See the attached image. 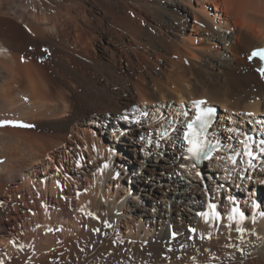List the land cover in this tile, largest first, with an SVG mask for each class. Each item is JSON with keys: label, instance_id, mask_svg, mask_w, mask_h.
I'll use <instances>...</instances> for the list:
<instances>
[{"label": "bare ground", "instance_id": "6f19581e", "mask_svg": "<svg viewBox=\"0 0 264 264\" xmlns=\"http://www.w3.org/2000/svg\"><path fill=\"white\" fill-rule=\"evenodd\" d=\"M27 1L0 0V102L15 116L49 117L58 132L0 129L3 264L16 253L26 254L28 264L57 259L68 244L63 235L72 234L61 221L83 239L74 248L78 264H253L264 257L257 193L264 192V83L260 62L247 59L264 46V0ZM86 7L115 38L108 35L99 47L84 39L76 47L89 78L85 83L86 70L78 71L68 96L22 49L26 39L54 42ZM204 97L220 113L206 121L200 141L208 155L195 163L190 145L177 138L194 118L192 100ZM138 134L145 142L124 146ZM137 156L154 184L132 170ZM123 178L134 194L119 185ZM112 183L117 194L106 189ZM211 204L223 222L198 215L211 213ZM233 208L247 217L242 239L226 219ZM189 228L197 229L195 237Z\"/></svg>", "mask_w": 264, "mask_h": 264}, {"label": "rangeland", "instance_id": "374dc122", "mask_svg": "<svg viewBox=\"0 0 264 264\" xmlns=\"http://www.w3.org/2000/svg\"><path fill=\"white\" fill-rule=\"evenodd\" d=\"M27 0H26V4H27ZM87 8V9H86ZM86 8H84V10H81V12H79L80 13V15H81V13L83 12V16L81 15V17L80 18H77L76 19V21L73 19H70V20H67V21H65L64 22V25H65V23H66V25L67 24H69V25H67V26H63V27H65V28H62L61 29V32H60V34L62 35H60L59 34V36L57 37V39L54 41V42H50V41H46V42H44L43 43V41H41L40 39L38 40V39H35V40H32L31 41V39H30V41L28 40V39H26V40H24L26 43H25V45H24V49H22V53L25 55V56H28L32 61H33V63H35L34 61H36V63H37V65H39L38 67L40 68V71L42 72V70H43V75H42V77L43 78H47V79H50V80H52V81H50V84L52 85V87L55 89V87H58L59 86V89L61 88V87H63L64 88V90H66V91H64V93L66 94V95H72V94H74L72 91H70V90H72V88L73 87H75V86H73V85H75L76 84V81L78 80V79H75V78H77L76 77V74L78 75V71L79 72H84V70H86L87 68V66L84 64V66H83V64H82V62L80 63H78V61H76L77 59H80V57L77 55V54H75V52L77 51V48L76 47H80L79 45H81L82 44V40L84 41V39L85 40H89L90 41V43H89V45L91 44V46L93 45L94 47H99L100 45H101V42L103 41V39L106 37H108V35L109 36H111L113 39L115 38V34H114V32H112V30L110 29V28H108V24H107V22L106 21H102V19H100V16H99V14L96 12V10H94V9H90V8H88V7H86ZM93 10V11H92ZM86 11V12H85ZM91 11V12H90ZM212 11H216L215 10V8L214 7H212ZM89 12V13H88ZM95 12V14H93ZM98 14V15H97ZM93 16V17H91V16ZM87 16V18H85ZM99 16V17H98ZM90 17V18H89ZM92 18V19H91ZM82 19V20H81ZM234 20V19H233ZM73 21V22H72ZM78 21H79V23H78ZM87 21V22H86ZM93 21V22H92ZM70 22H72L71 24H70ZM80 25H78L77 23ZM89 22V23H88ZM100 23V24H99ZM106 23V24H105ZM92 24V25H91ZM73 25H75V26H73ZM202 26H203V24H201ZM76 26H78L79 28H75ZM82 26V27H81ZM105 26V27H104ZM67 27V28H66ZM101 27V28H100ZM104 27V28H103ZM76 30H75V29ZM64 29V30H63ZM82 29H83V31H82ZM85 29V30H84ZM102 29H103V31H102ZM75 30V31H74ZM80 31V32H78V31ZM224 31H227L226 29H224ZM67 32V33H66ZM76 32H77V35L75 36V34H76ZM87 32V33H86ZM96 32V33H95ZM108 32V33H107ZM64 33V34H63ZM102 33V34H101ZM107 33V34H106ZM70 34V35H69ZM81 34V35H80ZM86 34V35H85ZM88 34V35H87ZM94 34V35H93ZM114 34V35H113ZM80 35V36H79ZM101 35H103V36H101ZM68 38H67V37ZM81 37V38H80ZM84 37V38H83ZM87 37V38H86ZM58 38H60L59 40H58ZM65 38V39H64ZM96 38V39H95ZM75 39V40H74ZM78 39H80V40H78ZM93 39V40H92ZM61 40V41H60ZM37 43H36V42ZM62 41H64V42H62ZM76 41H78V42H76ZM95 41V42H94ZM28 42H30V44L28 43ZM42 42V43H41ZM56 42V43H55ZM62 42V43H61ZM77 44H76V43ZM92 42V43H91ZM36 43V44H35ZM75 43V44H74ZM81 43V44H80ZM97 43V44H96ZM53 45V46H52ZM56 45H57V47H56ZM65 45V46H64ZM222 45H223V43H222ZM92 46V47H93ZM226 46H229V45H227L226 44ZM76 49H75V48ZM58 49V50H57ZM61 49V50H60ZM63 49V50H62ZM46 50V51H45ZM73 50V51H72ZM64 53H63V52ZM68 51H69V53H68ZM74 52V54H72ZM38 53V54H37ZM63 53V54H62ZM65 53H66V55H65ZM53 54H55V55H53ZM70 54V55H69ZM73 55V56H72ZM62 56V57H61ZM70 58H69V57ZM77 56V57H76ZM28 57H26V62H28ZM76 57V58H75ZM36 58V59H35ZM63 58V59H62ZM66 58H67V60H66ZM71 58H73V59H71ZM51 59V60H50ZM62 59V60H61ZM60 62H59V61ZM51 61V62H50ZM64 61V62H63ZM66 61V62H65ZM48 62H50V63H48ZM63 62V63H62ZM72 62H73V65H71L72 64ZM74 62H76V63H74ZM35 63V64H36ZM67 65H65V64ZM70 63V64H69ZM78 64V65H77ZM57 65V66H56ZM61 65V66H60ZM63 65H65V70L63 69ZM82 66V67H81ZM42 67V68H41ZM59 67V68H58ZM66 67H70L68 70H66L67 68ZM80 67V68H79ZM84 67V68H83ZM76 68H79V69H76ZM81 69V70H80ZM57 70V71H56ZM75 73H74V72ZM77 71V72H76ZM89 70H86L84 73H83V77H84V81H85V83H86V81H87V79L89 78L88 77V75H87V72H88ZM61 72H62V74H61ZM74 73V74H73ZM80 73V74H81ZM86 74V75H85ZM89 75H90V73H88ZM82 75V74H81ZM131 75H133L134 76V73L133 72H131ZM64 76V77H63ZM72 76H74V77H72ZM63 77V78H62ZM82 77V78H83ZM87 77V78H86ZM137 78V77H136ZM71 79V80H70ZM86 79V80H85ZM58 80H60V81H58ZM63 80V81H62ZM65 80V81H64ZM75 80V81H74ZM69 81H70V83H69ZM56 82V84H54ZM218 82V84H221V80H218L217 81ZM60 83V84H59ZM67 83V84H66ZM57 84H58V86H57ZM73 84V85H72ZM56 85V86H55ZM62 85V86H61ZM23 86H24V84H22V83H18V84H15V88H21V89H23ZM72 88H71V87ZM67 88V89H66ZM69 88V89H68ZM70 92H69V91ZM80 90V89H79ZM68 91V92H67ZM83 91V90H82ZM81 91V92H82ZM86 91V90H85ZM17 92V91H16ZM56 92V91H55ZM72 92V93H71ZM80 92V91H79ZM17 96V95H16ZM24 102H27V100H26V98H24ZM239 102V101H238ZM145 105H147V104H145ZM221 107V106H220ZM222 108V107H221ZM88 110H90V109H88ZM222 110V109H221ZM241 112H242V110H241ZM2 114H4L3 115V117L2 118H0V121H14V122H18V123H22V124H24V125H28V127H20V126H12V125H6V126H2V127H0V129H2V128H6V127H13V128H25L26 130L28 129V131H32V132H48L49 131V133H55V132H58L57 130H58V127L57 126H53V124L51 123V121H49V120H51L49 117H44V118H37V117H34V116H30V115H28V114H26V117H23V116H15L14 114H12V113H6V109L5 110H3V107H2V103L0 102V115H2ZM147 114H149V111H148V113ZM242 114V113H241ZM11 115V116H10ZM115 115V114H114ZM30 118V119H29ZM39 119V120H38ZM39 121V122H38ZM52 125H51V124ZM223 127V126H222ZM225 127V126H224ZM57 128V129H56ZM30 129V130H29ZM181 129V131H182V127L180 128ZM39 130V131H38ZM181 131H180V133H179V136H178V138H177V140L181 143V142H183V138L181 137V135H182V133H181ZM2 134L3 135H5V134H7L6 135V137L7 138H9L8 137V133H5V132H2ZM137 138H138V140H139V143H142V142H145V137L143 138V136H140L139 134L138 135H136L135 136V138H133V140H131V139H127L126 141H125V145L124 146H126V147H133L135 144H136V141H137ZM131 144V145H130ZM123 146V145H122ZM138 146V145H137ZM139 151V150H138ZM139 153H141V152H139ZM139 153H138V156H139ZM169 155V156H168ZM137 156V158H135V157H133V159H135V163H134V165H133V167H132V170H134L135 172H139V171H141L142 172V179H143V181H147V180H149L151 183H155L156 181H155V179H154V175L152 174V173H149L145 168L146 167H149V165H145L144 167H142V168H140V160H141V158L142 157H138ZM165 156H167V157H170L171 159H173V160H176L177 161V156H178V158H180L179 157V154L177 153V154H175V156H176V158H174V154L172 153L171 154V152H169L168 154H166ZM140 159V160H139ZM163 160V159H162ZM161 160V161H162ZM160 161V162H161ZM206 161V160H205ZM163 162V161H162ZM161 162V163H162ZM159 162L158 163H155V167H156V170H157V175H159V173L161 172V170H163L162 169V167L161 166H159ZM207 164V163H206ZM208 165V164H207ZM135 166V167H134ZM152 166V165H151ZM205 173H207V172H205ZM153 177V178H152ZM148 178V179H147ZM123 180V182L120 184V182H119V185L121 186V187H124V188H126V189H130V188H132V183L131 182H128V179H125V178H123L122 179ZM155 181V182H154ZM159 181V180H158ZM161 182H164V183H166L167 182V180H166V182L165 181H161ZM110 184V183H109ZM109 187L111 188V191H115V194H117V192H118V184L117 183H112L111 184V186L110 185H108L107 187H106V189H109ZM132 192H133V194H134V192L136 191L135 190V188H132ZM257 193H260L261 194V197H258L259 198V203H260V205H262V206H264V202H263V198H264V192H262V191H258ZM257 195V194H256ZM3 199H1V197H0V201H2ZM143 202V200L141 199V204H143L142 203ZM77 208V205L75 206V208H74V213H76V212H78V210L76 209ZM250 209V208H249ZM199 215V214H198ZM176 216L178 217V215L176 214ZM61 224H62V226H65V227H67V226H70V228H71V230H72V234L71 235H68V237H67V240H65L66 239V237H64V235H63V239L62 240H64V241H67L68 242V244L66 245V246H64V247H62V250L64 251L63 252V254L61 255V256H58V258L56 259V258H53V262L52 261H47L46 262V264H78L77 263V261H76V258H75V252H74V248H75V246L78 244V245H81V244H83L79 239H81V240H83L82 238H78L79 236H78V228L75 226V225H72V224H70V223H68V222H66V221H61L60 222ZM62 226H60L59 227V229L62 231V230H64L63 229V227ZM4 227H6V224L5 223H3L2 225H0V229H3ZM179 231V230H178ZM3 232L2 231H0V237H2L3 236ZM178 237V233H177V235H176V237L175 238H177ZM15 257V258H14ZM262 258H264V257H262ZM259 259L258 261H257V259L256 260H254V261H257V262H254L253 264H264V262H261V261H263L264 259ZM0 261H2V259L0 258ZM27 258H26V254L24 255V254H18V253H16V254H13L12 255V258L10 259V260H7L4 264H28V262L29 261H27ZM57 261V262H56ZM260 261V262H259ZM55 262V263H54ZM59 262V263H58ZM228 263V262H227ZM230 264V263H229Z\"/></svg>", "mask_w": 264, "mask_h": 264}, {"label": "snow or ice", "instance_id": "6c2138e0", "mask_svg": "<svg viewBox=\"0 0 264 264\" xmlns=\"http://www.w3.org/2000/svg\"><path fill=\"white\" fill-rule=\"evenodd\" d=\"M254 57H258L260 59V61L262 62V65H264V49L253 50V52L248 57V59L251 61ZM21 59L23 61L24 58L22 57ZM256 71L260 73L261 77H264V66L257 68ZM203 103H205V102L204 101L194 102V104L197 108H199V106ZM202 120H203V116L197 115L196 121L202 122ZM6 125L28 127V125H24L22 123H18V122H14V121H0V127L6 126ZM187 128L189 131L187 133H185V138L187 139V142L190 145L187 149L188 153L191 154V157H197L201 154H203L205 157H207L208 153H207V151H205V147H204L203 143L198 142L196 139L197 133H195L193 131V123L187 124ZM261 145H262L261 151L264 152V140L261 141ZM246 155H248L250 158L254 159L253 153L251 151L247 152ZM232 163L235 164L236 160L232 159ZM104 167L106 168L107 165H104ZM209 207L212 209L211 213H198L199 215L205 216L208 218V219H206L205 222L207 223L209 220H212L215 222H223V220L225 218L219 212L216 211V205L211 204V205H209ZM81 211H83V209H81ZM261 214L264 215V212H262ZM87 215L91 216L94 219H98V217H96L95 214L92 212H88ZM226 219L228 221L233 222L236 225L234 230L240 234V237L242 239L243 234L246 231H248L247 229H245L242 226L244 221L247 219L246 214L243 211H240L238 208H233L232 214L228 215ZM104 223L107 225V221H105ZM228 226L232 227V224H229ZM49 231H51V229H49ZM95 231H99V229H95ZM189 232L193 234V237H195V234L197 233V229L189 228ZM176 235H177V233H173L172 234L173 238H175ZM193 237H190V238H193ZM199 238L203 239L204 236L201 235ZM208 238H211L210 233L208 234ZM12 243L15 244V241H13ZM228 246L232 247L233 245H228ZM18 247L22 250L24 246L19 245ZM238 250L243 255V249H238ZM0 264H3V261H0Z\"/></svg>", "mask_w": 264, "mask_h": 264}]
</instances>
